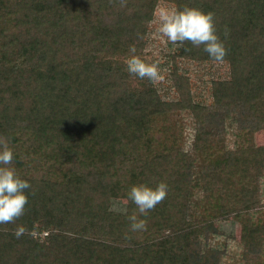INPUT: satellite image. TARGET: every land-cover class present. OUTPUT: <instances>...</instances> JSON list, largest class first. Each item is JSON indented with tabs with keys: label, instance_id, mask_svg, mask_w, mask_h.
Instances as JSON below:
<instances>
[{
	"label": "trees",
	"instance_id": "1",
	"mask_svg": "<svg viewBox=\"0 0 264 264\" xmlns=\"http://www.w3.org/2000/svg\"><path fill=\"white\" fill-rule=\"evenodd\" d=\"M160 1L211 10L227 48L215 61L203 45L169 46L171 98L126 64L130 45L153 61L143 50ZM178 62L224 64L209 102L193 98ZM181 114L187 149L185 122H169ZM261 130L264 0H0V137L31 185L23 215L0 224V264H211L220 248L204 241L217 229L207 215L237 224L236 264H264ZM160 180L166 198L131 231L129 187ZM192 197L209 211L196 216ZM113 200L125 209L112 212Z\"/></svg>",
	"mask_w": 264,
	"mask_h": 264
},
{
	"label": "clouds",
	"instance_id": "2",
	"mask_svg": "<svg viewBox=\"0 0 264 264\" xmlns=\"http://www.w3.org/2000/svg\"><path fill=\"white\" fill-rule=\"evenodd\" d=\"M215 14L196 6L162 8L159 11V32L168 42L183 47L185 41L192 45H203L208 57L222 61L227 54L224 41L217 34ZM133 53L126 61L127 70L141 79L155 80L159 76V61H147L136 55L135 45L129 46ZM14 153L7 141L0 137V224L14 223L20 218L28 202L27 191L31 185L21 177L13 166ZM168 184L164 180L155 185L147 182L132 184L127 198L136 205L137 212L129 215V227L133 232L147 228L146 219L150 210L163 201L168 194ZM27 231L23 224H17L13 234L19 238Z\"/></svg>",
	"mask_w": 264,
	"mask_h": 264
},
{
	"label": "rangeland",
	"instance_id": "3",
	"mask_svg": "<svg viewBox=\"0 0 264 264\" xmlns=\"http://www.w3.org/2000/svg\"><path fill=\"white\" fill-rule=\"evenodd\" d=\"M162 8H172V6L168 3L158 2L154 14L153 19L151 20L149 24L148 34H147V44L148 47H146L143 50V53L145 57L149 58V60H158L159 61V76L156 78L157 86L159 88V92L163 98H171L174 96L173 88L170 86L169 80L167 78L166 72V62L167 58L166 53L167 49L169 50V46H171L170 49H173L174 43L168 42L167 38L159 32V11ZM173 44V45H172ZM161 52V54H160ZM168 63V62H167ZM179 72H184L187 74L188 77V87L190 88V91L193 95V98L195 100H200L204 102H209V83L211 78L223 76L226 73V67L221 62H214L212 65L208 64H199V63H192V62H178ZM184 121V130L183 134H181L182 144L185 149L190 147L192 137H193V129L190 126L189 122H186V118L184 119V116L181 114L173 116L169 122L174 126L175 121ZM228 131L231 130V128H227ZM178 136L177 132H175ZM253 142L255 144H264V130H261L255 136H253ZM226 149L223 148V153L218 152L216 154V158H219L220 161L223 160V157L225 155ZM199 164L201 162L199 161ZM94 187L98 190H104L109 191V188L112 189L110 186H102L99 185V183H94ZM194 201V206L192 208L194 214L196 216H200L204 210H208V207L206 204H201L199 202V199L197 197H192ZM262 202L264 203V196L261 198ZM124 202L115 201L113 200L111 203V210L112 212L124 210L123 206ZM264 207V205H263ZM210 209V208H209ZM207 211H204L207 212ZM216 215V214H215ZM203 219L210 218L213 219L214 225L216 226V232L215 233H208L204 241L207 242V244L213 247H218L220 250H216L217 252H213L209 255H207V263L211 264H234L238 260L237 253L240 250V245L238 243V237H239V231L238 226L229 217H218L216 216H209L202 217ZM43 236L44 233H41ZM236 264V263H235Z\"/></svg>",
	"mask_w": 264,
	"mask_h": 264
}]
</instances>
